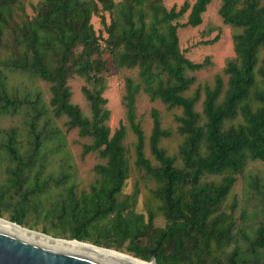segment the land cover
Segmentation results:
<instances>
[{
	"label": "trees",
	"instance_id": "obj_1",
	"mask_svg": "<svg viewBox=\"0 0 264 264\" xmlns=\"http://www.w3.org/2000/svg\"><path fill=\"white\" fill-rule=\"evenodd\" d=\"M28 1L0 0V109L15 114L28 103L33 111L27 145L16 129L0 136V150L14 165L6 185L0 181V202L3 193L19 198L17 214L9 220L25 226V206L36 210L47 187L70 182L68 174L44 177L50 162L44 152L48 144L62 147L57 120L66 118L68 130L90 140L83 156L97 153L104 163L95 166L98 178L88 192L78 194L72 184L55 201L51 216L69 231L63 237L147 262L155 250V264H222L221 257L234 246L228 264H260L264 205L251 236L237 229L235 207L227 213L224 206L248 164L264 162V0H221L219 13L232 29L235 58L224 69L227 81L217 75L212 86H198L191 95L195 79L187 72L208 62L185 56L178 30L200 26L212 0L185 2L179 9H167L164 0H40L33 16L27 12ZM95 16L101 17L106 37L97 34ZM110 61L118 70H137L135 77L125 79L127 124L114 132L104 96ZM5 72L48 83L49 102L41 94L33 101L19 97L9 88ZM75 76L85 81L82 94L90 116L72 102L69 80ZM142 93L168 110H180L175 129L165 128L153 110L152 131L145 134L137 117ZM128 129L135 136V166L153 181L145 198L147 215L136 210L138 189L124 194L130 178ZM173 137L180 143L172 155L163 142ZM10 205L8 201L6 207ZM159 218L164 226L156 224Z\"/></svg>",
	"mask_w": 264,
	"mask_h": 264
},
{
	"label": "rangeland",
	"instance_id": "obj_2",
	"mask_svg": "<svg viewBox=\"0 0 264 264\" xmlns=\"http://www.w3.org/2000/svg\"><path fill=\"white\" fill-rule=\"evenodd\" d=\"M40 0H29L27 2V12L30 16L34 15V6ZM119 1V0H115ZM195 0H164V5L167 9L176 6L178 9L188 2L190 5ZM221 0H212L206 13L203 15V23L196 27H180L178 30L180 48L185 56L195 63H202L207 60L208 64L205 68L199 71H188L187 75L195 79L191 92L202 85L214 84L215 76L222 75L225 81L228 76L224 74V69L227 63L235 58L232 29L230 26L224 24L223 19L219 13ZM109 22V14L104 13ZM188 13L179 21L181 24L187 21ZM92 23L98 35L106 37L105 28L102 24L101 17L95 16ZM219 36V40L211 44L209 43L214 38ZM109 78L108 88L104 93L105 98L108 100L107 107L111 112L108 126L114 132L120 127L121 124L126 122V110L123 105V96L125 94V79L127 77H135L137 70H118L112 61L109 62ZM9 75V88L14 91L19 97L27 98L28 101H33L38 94H41L42 101L48 103L51 98L50 85L42 80H37L25 77L21 74H13L5 72ZM85 84L84 79L80 77H73L69 80V85L72 90V102L78 105L86 116H90V109L88 102L82 94V87ZM202 99L197 105L199 111L202 110ZM46 101V102H45ZM157 110L161 116L162 124L165 128H176V116L180 114V110H168L167 107L160 101H151L145 94H140L137 100V117L141 122L145 134L149 136L153 127L152 111ZM33 118V111L30 104H25L20 110L15 113H3L0 109V136L5 134V131L16 129L19 131V138L25 145L30 134V121ZM66 118L57 120L59 127L63 133L62 147L57 148L52 144L45 150L44 154L49 163L45 169L44 177L52 175L55 179L62 175H69L70 182L67 185L56 186L51 184L46 188L45 193L37 198L38 207L25 206L26 215L24 217L25 228L41 232L47 230L50 236H63L69 235V231L59 227L58 220L51 216L54 203L57 199H61L65 193L67 186L74 185L77 193L88 192L90 186L98 178L94 172L96 165L104 163V160L99 157L97 153H90L83 156L84 145L90 142L87 138H82L76 129L68 130L65 126ZM135 141V136L128 129V138L126 144L130 149V178L124 189V194L129 195L138 189L139 193L136 198V210L139 213L146 214L145 198L148 189L153 186V181L135 166V158L133 156V149L131 143ZM180 143L178 137L164 140L163 145L169 150L170 154H175L177 147ZM147 156L151 158L149 147L146 148ZM12 160L6 153L0 150V181L2 185H6V180L9 177V170L13 167ZM214 179L215 177H208ZM5 189V188H3ZM13 192V191H12ZM3 201L0 202V210L2 217L10 221L12 215H16V203L19 198L16 197L14 192L10 199L8 194L3 193ZM8 198L10 200H8ZM7 200V201H6ZM8 201L11 205H8ZM235 203V204H233ZM264 205V162L252 161L248 164L246 170L238 177L237 183L233 188L231 196L225 203L224 210L230 213L232 206L235 209L232 211L234 220L236 221L237 229H242L250 236L253 230L259 224L263 216ZM158 226H164V220L159 218L156 221ZM56 238V237H55ZM62 239H66L63 237ZM241 244L246 245L245 238H240ZM234 246L227 249L225 257H221L222 264H228L229 254L233 251ZM260 264H264V257H257Z\"/></svg>",
	"mask_w": 264,
	"mask_h": 264
},
{
	"label": "water",
	"instance_id": "obj_3",
	"mask_svg": "<svg viewBox=\"0 0 264 264\" xmlns=\"http://www.w3.org/2000/svg\"><path fill=\"white\" fill-rule=\"evenodd\" d=\"M93 244L26 230L0 217V264H155Z\"/></svg>",
	"mask_w": 264,
	"mask_h": 264
},
{
	"label": "bare ground",
	"instance_id": "obj_4",
	"mask_svg": "<svg viewBox=\"0 0 264 264\" xmlns=\"http://www.w3.org/2000/svg\"><path fill=\"white\" fill-rule=\"evenodd\" d=\"M2 219H4V218H2ZM4 220H6V219H4ZM26 230H28V229L26 228ZM33 232H34V231H33ZM88 244H90V243H88ZM111 250H112V249H111ZM113 251H115V250H113ZM119 253H121V252H119ZM121 254H124V253H121ZM125 255H127V254H125ZM127 256H130V255H127ZM130 257L135 258V257H133V256H130ZM137 260L140 261V259H137ZM146 264H148V263H146Z\"/></svg>",
	"mask_w": 264,
	"mask_h": 264
}]
</instances>
